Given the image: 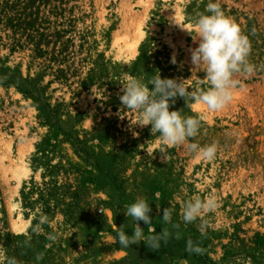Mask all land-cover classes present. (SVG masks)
Listing matches in <instances>:
<instances>
[{"label": "rangeland", "instance_id": "rangeland-1", "mask_svg": "<svg viewBox=\"0 0 264 264\" xmlns=\"http://www.w3.org/2000/svg\"><path fill=\"white\" fill-rule=\"evenodd\" d=\"M208 2L0 0V70L12 80L0 82V264H264V0H219L249 36L256 66L236 76L243 90L232 103L209 112L177 97L170 107L201 118L194 142L217 143L213 161L167 148L118 96L130 77L158 74L207 89L190 49ZM210 195L220 207L204 216L202 235L200 220L183 222V204ZM137 198L152 209L151 225L139 222L145 235L170 227L162 214L171 207L182 238L157 251L120 246ZM41 215L48 223L32 233ZM188 239L203 254H189Z\"/></svg>", "mask_w": 264, "mask_h": 264}, {"label": "clouds", "instance_id": "clouds-1", "mask_svg": "<svg viewBox=\"0 0 264 264\" xmlns=\"http://www.w3.org/2000/svg\"><path fill=\"white\" fill-rule=\"evenodd\" d=\"M193 23L198 36V40L194 41H198V46L190 49L191 64L194 69L205 73L202 79L208 85L206 90L189 91L183 80L161 78L158 74L147 83L143 78L130 77L122 84V94L118 93V96L125 109L139 113V126L151 125V133L158 134L167 148L183 146L197 158L213 161L218 152L217 143L201 146L194 142L201 128V118L185 116L182 110H170V107L175 104L177 97H181L187 106L194 101L205 106L209 112H222L232 103L237 91L243 90V85L236 76L252 75L256 66L249 61L252 48L249 36L233 18L225 15L219 0H209L205 13H200ZM177 24L189 32L183 24ZM149 85L153 87L150 89ZM162 162H166V158H162ZM219 207L220 202L216 196L210 195L204 199L195 196L183 204V222L189 224L200 220L199 231L206 235L209 225L204 216L215 212ZM157 210H160L159 206ZM151 211L150 203L145 198H137L126 207L125 215L132 218L135 227L131 235L125 232L123 226L119 227L116 238L120 246L127 248L143 242L150 250L157 251L161 244H167L170 239L182 238L180 225L173 222L174 209L171 207L164 208L162 214V221L170 227H163L160 232L149 228V234L145 235L139 222L151 225ZM47 223L48 217L41 215L38 223L31 227V232L39 233L41 226ZM46 238L49 241L57 239L54 233H48ZM29 240L30 237L24 243L30 247ZM185 250L197 255L204 251L199 242L191 239L186 241ZM43 258L42 252L35 256L37 262ZM4 264L19 262L15 257H7Z\"/></svg>", "mask_w": 264, "mask_h": 264}, {"label": "trees", "instance_id": "trees-1", "mask_svg": "<svg viewBox=\"0 0 264 264\" xmlns=\"http://www.w3.org/2000/svg\"><path fill=\"white\" fill-rule=\"evenodd\" d=\"M22 3H23V5H22V7H20L21 9L24 8L25 1H23ZM57 8H58V7H57ZM19 15H21V13H19ZM65 22H66V21H65V19H64V17H63L62 20L58 22V24H57L58 27L64 25ZM2 75H3V73H2V71L0 70V82H3V83L6 84V85H8V84H12V80L10 79L11 77H9V76L6 75L5 78H4Z\"/></svg>", "mask_w": 264, "mask_h": 264}]
</instances>
